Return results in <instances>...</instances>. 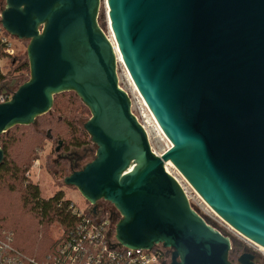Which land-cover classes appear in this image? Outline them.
Here are the masks:
<instances>
[{"label": "water", "instance_id": "water-1", "mask_svg": "<svg viewBox=\"0 0 264 264\" xmlns=\"http://www.w3.org/2000/svg\"><path fill=\"white\" fill-rule=\"evenodd\" d=\"M103 1L4 0L0 24L28 42L29 78L0 102V135L72 91L90 111L83 129L96 149L84 165L69 164L63 183L93 214L101 200L115 208L119 244L162 245L167 264H259L246 251L229 260V234L192 208L163 166L170 161L264 248V0H105L116 50L98 23ZM116 53L170 143L161 156L118 86Z\"/></svg>", "mask_w": 264, "mask_h": 264}, {"label": "rangeland", "instance_id": "rangeland-1", "mask_svg": "<svg viewBox=\"0 0 264 264\" xmlns=\"http://www.w3.org/2000/svg\"><path fill=\"white\" fill-rule=\"evenodd\" d=\"M98 23L103 31L107 33L109 25L104 1L101 2ZM12 39L18 53L16 62L23 60L28 62L26 56L28 42L21 41L13 36ZM17 65L18 63H6L4 61L1 67L3 72H6L5 80L7 88H11L12 91L16 90L20 84L29 78V66L28 68L15 70ZM59 94V111H53V107H51L49 112L38 116L33 124L15 125L7 130L6 134L10 135L11 140L13 139L12 145L8 149V160L18 163L23 162L27 165L28 169L23 176L26 178V181L38 185L41 198H48L56 192L61 191L65 198L70 199L80 210L86 212L91 205L74 186L63 183L64 174L68 175L71 169L69 162L61 161L62 158L59 155L66 157L70 155L71 150L80 155L87 154V157L81 160L82 165L93 158L96 147L91 142L88 133L83 129V123L90 117V111L74 92L66 91ZM60 115L67 116L69 120H62L59 118ZM73 119H75V124L72 122ZM73 127L76 128L77 135H85L87 139L86 143L77 148L67 144V142L73 139ZM48 131L52 134L51 138L47 136ZM81 131H84L85 134H80ZM59 140L63 141V145L56 152L55 148ZM168 146L169 144L165 139L156 140V148L158 151L161 152ZM35 160H38L37 167L33 165ZM62 167L65 170L64 173ZM10 182L13 181L10 180L8 184L0 182V226L2 228L8 227L9 232H14L13 234L15 235L17 234L26 243L27 247H32V249L33 246L41 245L40 242L42 240L40 238L42 237L53 240L61 235L62 227L59 223L52 222L50 224L39 225L37 219L26 208H22L20 192L18 189H9ZM117 217L118 220L120 216L118 215ZM206 218L210 223L223 227L225 233L229 234L232 239V247L234 250L236 248L240 253L243 251L251 252L260 262L264 261V252L255 247L248 241L249 239L241 235L229 224L223 223L213 214Z\"/></svg>", "mask_w": 264, "mask_h": 264}, {"label": "built area", "instance_id": "built-area-1", "mask_svg": "<svg viewBox=\"0 0 264 264\" xmlns=\"http://www.w3.org/2000/svg\"><path fill=\"white\" fill-rule=\"evenodd\" d=\"M3 3L4 0H0V12L3 8ZM104 6L108 20V8L105 0ZM105 34L116 50L110 27H108V32ZM0 53L4 55V58L0 60L1 70L3 60L11 59L15 55V47L11 35L4 30L1 24ZM117 76L118 86L129 96L130 111L145 131L151 151L155 155L161 156L170 148V143L136 89L125 65L123 62H118V60ZM11 92V88H7L6 80L1 81L0 102L8 100ZM157 139H165L169 146L161 152L158 151L156 148ZM167 162L164 163L163 167L167 174L178 183L192 208L204 217L209 224L225 233L223 227L210 223L206 217L213 214L223 223L226 224V222L203 201L177 168L173 164L166 165ZM33 165L37 167L38 160H35ZM69 209L76 219L67 231H62L61 233L65 235V238L60 255L53 256L45 261L30 257L13 245L14 238L12 232L2 231L0 234V264H167L169 262L170 255L167 256L165 254L162 245H155L151 249H145L129 248L119 244L114 238L116 221L111 219L109 213L103 215L93 213L85 215L84 211L80 210L72 201L69 204ZM248 241L257 247L255 243L250 240Z\"/></svg>", "mask_w": 264, "mask_h": 264}, {"label": "trees", "instance_id": "trees-1", "mask_svg": "<svg viewBox=\"0 0 264 264\" xmlns=\"http://www.w3.org/2000/svg\"><path fill=\"white\" fill-rule=\"evenodd\" d=\"M4 5V3L2 4ZM3 7V6H2ZM12 39V36H11ZM13 41V39H12ZM22 41V40H21ZM14 45V42H13ZM15 47V45H14ZM18 55L17 49L15 47V55L11 59H6L3 60L11 63H18L16 66L15 70H21L22 68H28V62L26 60L16 62V56ZM4 58V55L0 53V60ZM6 72H3V69L0 70V82L5 80L6 77ZM73 94V93H72ZM60 94H56L53 98V105L52 109L53 111H59V96ZM64 121H68L69 118L67 116H59ZM75 124V119H73ZM72 124V125H73ZM18 126V125H16ZM73 139H71L70 142H67V144H70L71 147H79L86 143L87 139L84 136L77 135L76 128L73 127ZM6 132L2 133L0 135V147L2 148L4 152V158L3 162L0 164V182L4 184H8L10 180L13 182H10V185L8 186L9 189L14 190L18 189L20 192V197H21V206L22 208H26L28 212H30L36 219L37 222L40 224H50L52 222H57L61 225L62 231H67L68 228L74 223L75 221V216L71 213V210L69 209V204L71 202L70 199L65 198L63 192L58 191L52 196L48 198H41L39 194V187L37 184L31 183L30 181H26V178L23 176L25 171L28 169L27 165L23 162H16V161H10L8 160V149L12 145V141L10 138L9 134H6ZM80 134H85L84 131H81ZM51 133L49 138H51ZM62 142L61 147L63 145V141L59 140ZM58 141V143H59ZM87 157V154H78L79 158V166L82 165L81 160L85 159ZM66 161L65 159H61V161ZM63 173H64V168L62 167ZM66 175L64 174L63 177ZM21 185V186H18ZM19 187V188H17ZM85 215H91L92 209L91 207L89 210L84 212ZM105 213H109L111 219L113 221H117V216L119 215L118 212L115 210V208L106 201H100L97 203L95 213L96 215H103ZM2 231H8V227H1L0 226V234ZM14 233V232H13ZM16 236H17V241H16ZM28 237V236H27ZM14 238V246L22 251L23 253L27 254L30 257H33L35 259L45 261L48 260L49 258L53 256H58L61 253V248L62 244L65 238L64 234H61L54 238L53 240H50L51 238H46L42 237L40 238L42 241L40 242L41 245H36L31 248H28L26 243H24L21 238L16 234H13ZM29 239V237H28ZM30 244V243H29ZM165 254L167 256L170 255V249L169 248H163ZM240 254V251L235 248V250L232 247V250L229 253V260L232 263L236 262L237 256ZM256 258V256H255ZM257 259V258H256ZM257 262L259 264H263L264 262L257 259Z\"/></svg>", "mask_w": 264, "mask_h": 264}, {"label": "flooded vegetation", "instance_id": "flooded-vegetation-1", "mask_svg": "<svg viewBox=\"0 0 264 264\" xmlns=\"http://www.w3.org/2000/svg\"><path fill=\"white\" fill-rule=\"evenodd\" d=\"M73 150H71L70 155L64 157L63 159H65L66 161L69 162V164L71 165V168H77L80 167L79 166V158H78V154L77 152H72Z\"/></svg>", "mask_w": 264, "mask_h": 264}, {"label": "bare ground", "instance_id": "bare-ground-1", "mask_svg": "<svg viewBox=\"0 0 264 264\" xmlns=\"http://www.w3.org/2000/svg\"><path fill=\"white\" fill-rule=\"evenodd\" d=\"M109 20H108V25H109ZM117 54V60H118V62H122V59L118 56V53H116ZM168 164H172L171 162H167L166 163V165H168ZM257 245V244H256ZM257 247H258V249L259 250H261V251H263L264 252V248L263 247H261V246H259V245H257Z\"/></svg>", "mask_w": 264, "mask_h": 264}]
</instances>
